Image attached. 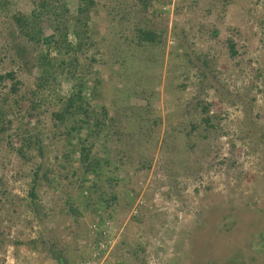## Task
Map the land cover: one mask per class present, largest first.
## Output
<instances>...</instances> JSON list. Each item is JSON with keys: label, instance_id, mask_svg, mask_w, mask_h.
Returning a JSON list of instances; mask_svg holds the SVG:
<instances>
[{"label": "rangeland", "instance_id": "374dc122", "mask_svg": "<svg viewBox=\"0 0 264 264\" xmlns=\"http://www.w3.org/2000/svg\"><path fill=\"white\" fill-rule=\"evenodd\" d=\"M41 1L0 0V75L19 80L17 92L0 82L14 121L0 133V264H264V0H56L48 31L87 21L90 38L51 52L58 78L39 86L45 41L15 17ZM140 26L163 32L161 44L137 47ZM74 56L87 89L102 78L98 175L65 156L52 116L77 85L59 66ZM26 137L39 141L31 161L17 152ZM97 240L107 249L94 258Z\"/></svg>", "mask_w": 264, "mask_h": 264}, {"label": "trees", "instance_id": "16d2710c", "mask_svg": "<svg viewBox=\"0 0 264 264\" xmlns=\"http://www.w3.org/2000/svg\"><path fill=\"white\" fill-rule=\"evenodd\" d=\"M61 1V0H58ZM56 0H43L40 3V7L38 8L37 12H33L34 14L28 17H25L22 14L17 15L15 18L19 28L21 31H26V35L29 37L30 40H34L36 42H41V38L45 41L46 51L44 53L41 52L37 56V66L41 70V74L38 78L39 86H43L48 80L56 79L57 71L54 69L53 65L51 64L50 55L51 52L59 51L60 54L64 55L66 52L70 50L76 51L81 50L84 45L89 42V37L87 36V31L89 30V22L85 21L83 25H76L75 27H70L68 25H56L53 31H48L47 29V22L48 16L50 17L51 12V4H55ZM90 2H93L92 0ZM81 10V9H80ZM47 15V17H45ZM89 16H87V19ZM81 20L80 17H76L75 21ZM50 32V33H48ZM73 34L74 38L78 40V44L75 45L71 39H69V35ZM162 33L159 30L155 29L154 27L148 26H140L137 27L133 36L137 39L136 46L141 47L143 49L152 48L159 46L161 44V37ZM83 35V36H82ZM90 45H94L93 43H89ZM181 46L184 47L183 43H180ZM66 47L67 51H62V48ZM91 59L96 60L95 57H91ZM78 58L76 56L71 57L70 59L62 58L60 60L59 66L62 68L61 73L66 74L67 77L76 79L75 84L76 87L72 88L69 92L63 94L56 95V102L59 104L57 109L53 110L52 116L55 122L58 124L59 128H66L63 130L61 134H65L67 140L69 141L70 149H68V153H65L67 158L71 157L74 152L79 153V162L81 166H84L83 173L84 176L92 172L98 175L100 168V162L93 161L94 158L91 156V152L93 149V142L90 140V137L96 133H100L103 130H106L109 126L106 124V119L108 116L107 109L105 106H100L98 108H94L92 106V101L94 99L101 97L100 87L102 85L101 82V74L99 75V70L95 73V80L92 82V88L87 89V78L81 70L78 77L76 75L75 65L78 64ZM54 69V70H53ZM79 72V71H77ZM82 74V75H81ZM9 78L16 80L12 85V91H18V82L16 73L13 70L7 71L4 74L0 75V82L3 79ZM3 101H0V133L5 132L7 133L10 129L12 123V119H10L9 114L4 107ZM101 111V117H98V113L96 110ZM208 106H204L201 109L202 112L208 113ZM206 120L210 119V116L207 115L205 117ZM156 122V121H155ZM157 123V122H156ZM106 127V128H104ZM56 133V130L54 129ZM9 134V133H8ZM9 136V135H8ZM39 141H33L31 137H26L22 140L20 146L17 147V152L22 160L31 161L33 159V148L35 144ZM78 144L79 148H74V144ZM39 146V145H38ZM39 146L38 148H41ZM42 150V149H40ZM42 168L41 165L34 172V178H39V170ZM79 172V170H75L74 174ZM32 196L35 197L34 192L32 191ZM113 195H110V197ZM106 197V198H110ZM107 200V201H106ZM98 204H103V206L108 207V199L104 201L102 199L97 201ZM105 211V209H101ZM100 211V212H102ZM101 238V235H98ZM97 236V237H98ZM34 241V240H33ZM30 246L33 243H29ZM32 244V245H31ZM38 248V246H32ZM50 250V251H49ZM48 251L52 254L54 259H61V255L59 252L54 251L53 249H48ZM61 261V260H60ZM63 261V260H62ZM60 264H63L62 262Z\"/></svg>", "mask_w": 264, "mask_h": 264}, {"label": "built area", "instance_id": "2783aa9c", "mask_svg": "<svg viewBox=\"0 0 264 264\" xmlns=\"http://www.w3.org/2000/svg\"><path fill=\"white\" fill-rule=\"evenodd\" d=\"M93 225H94L93 228H95L97 230L100 229V227L96 223H94ZM100 235H101V238H103L102 232L100 233ZM95 243L96 244L93 246V249H92L94 251L93 252V254H94L93 257L94 258L96 257V255L100 254V251L107 249L106 243L104 241L97 240Z\"/></svg>", "mask_w": 264, "mask_h": 264}]
</instances>
